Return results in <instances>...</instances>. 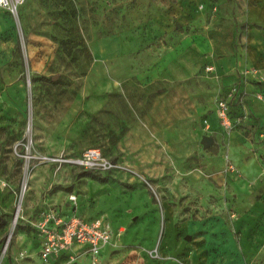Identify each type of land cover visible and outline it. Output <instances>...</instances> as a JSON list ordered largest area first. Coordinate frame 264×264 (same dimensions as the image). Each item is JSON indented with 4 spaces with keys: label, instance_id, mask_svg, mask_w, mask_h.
Returning a JSON list of instances; mask_svg holds the SVG:
<instances>
[{
    "label": "rangeland",
    "instance_id": "1",
    "mask_svg": "<svg viewBox=\"0 0 264 264\" xmlns=\"http://www.w3.org/2000/svg\"><path fill=\"white\" fill-rule=\"evenodd\" d=\"M239 84L249 116L210 131ZM258 91L264 0L0 8V264L48 263L31 222L47 206L110 223L98 264H264ZM68 259L55 264H92Z\"/></svg>",
    "mask_w": 264,
    "mask_h": 264
},
{
    "label": "built area",
    "instance_id": "2",
    "mask_svg": "<svg viewBox=\"0 0 264 264\" xmlns=\"http://www.w3.org/2000/svg\"><path fill=\"white\" fill-rule=\"evenodd\" d=\"M24 1L0 0V8L16 14ZM208 69L211 70L212 67L208 66ZM235 95L236 89L220 97L215 108L216 119L225 134H231L237 124L243 123L250 113L246 106H243L240 114L234 113L232 103L235 104L239 99ZM257 95L264 101L263 91H258ZM206 121L207 127H210L208 119ZM83 161L100 165L105 160L98 148H89L84 153ZM32 224L40 236V256L44 262L66 257L65 252L68 251V260L87 255L92 264H98L104 247L111 242L113 235L110 223L103 218L87 219L78 214L66 217L60 214L59 208L53 206L42 210ZM24 253L21 252V255H25Z\"/></svg>",
    "mask_w": 264,
    "mask_h": 264
},
{
    "label": "crops",
    "instance_id": "3",
    "mask_svg": "<svg viewBox=\"0 0 264 264\" xmlns=\"http://www.w3.org/2000/svg\"><path fill=\"white\" fill-rule=\"evenodd\" d=\"M238 86H240V93H239V97H240V95H241V93H243V91L245 92V90H244V87L241 85V84H239ZM243 94H245V93H243ZM237 96V97H238ZM238 97V98H239ZM244 98H245V95H244ZM249 111H251V107L249 106ZM208 120L210 121V124H211V129H210V131H218V132H220L221 130H222V128H221V126L219 125V122L217 121V119H216V116H215V113H213V115H209V117H208ZM215 127V128H214ZM216 139V137H214V140ZM48 207V206H47ZM46 208V207H45ZM38 216H39V214H38ZM38 216L36 217V219H38ZM36 221V220H35ZM32 223L34 222L33 220L31 221ZM36 232V231H35ZM36 234V237H37V239H38V242H39V246H40V249H39V251L41 250V241H40V236L37 234V232L35 233ZM106 248V246L104 247V249ZM104 249H103V251H102V254H103V252H104ZM66 254V256H68V251H66L65 252ZM64 255V254H63ZM83 256H87V255H83ZM41 257V256H40ZM42 259V258H41ZM58 259H52L50 262H48L47 264H55L56 263V261H57Z\"/></svg>",
    "mask_w": 264,
    "mask_h": 264
},
{
    "label": "water",
    "instance_id": "4",
    "mask_svg": "<svg viewBox=\"0 0 264 264\" xmlns=\"http://www.w3.org/2000/svg\"><path fill=\"white\" fill-rule=\"evenodd\" d=\"M204 141H205V143L206 144H211L213 141H214V137H212V136H205L204 137Z\"/></svg>",
    "mask_w": 264,
    "mask_h": 264
}]
</instances>
